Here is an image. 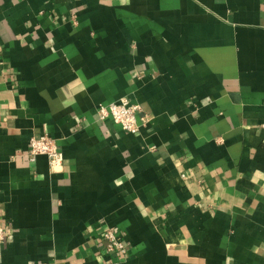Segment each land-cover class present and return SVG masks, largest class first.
Masks as SVG:
<instances>
[{
  "label": "crops",
  "instance_id": "1",
  "mask_svg": "<svg viewBox=\"0 0 264 264\" xmlns=\"http://www.w3.org/2000/svg\"><path fill=\"white\" fill-rule=\"evenodd\" d=\"M0 225V264H264V0H0Z\"/></svg>",
  "mask_w": 264,
  "mask_h": 264
},
{
  "label": "built area",
  "instance_id": "2",
  "mask_svg": "<svg viewBox=\"0 0 264 264\" xmlns=\"http://www.w3.org/2000/svg\"><path fill=\"white\" fill-rule=\"evenodd\" d=\"M96 115L99 121L111 120L119 124L125 132L137 133L141 123L147 120L141 106L123 97L118 101L108 104L99 103L96 107ZM28 158L35 161L39 155L47 158L52 169L57 168L63 162V153L56 140L44 133L29 140ZM104 242V251L107 254H114L117 258H123L128 252V246L113 229L105 228L101 234ZM5 241V232L0 225V243Z\"/></svg>",
  "mask_w": 264,
  "mask_h": 264
}]
</instances>
